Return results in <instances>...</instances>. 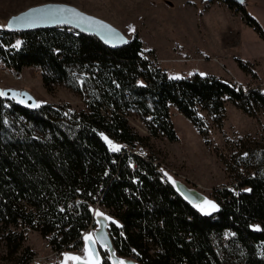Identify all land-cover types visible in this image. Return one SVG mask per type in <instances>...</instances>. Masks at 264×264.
Instances as JSON below:
<instances>
[{
    "label": "trees",
    "instance_id": "trees-1",
    "mask_svg": "<svg viewBox=\"0 0 264 264\" xmlns=\"http://www.w3.org/2000/svg\"><path fill=\"white\" fill-rule=\"evenodd\" d=\"M222 2L261 36L241 4ZM140 52L136 36L108 49L66 27L0 30L4 69L38 68L45 91L63 86L84 107L76 112L42 104L28 111L0 97V227L7 230V253L21 249L19 264L33 256L22 249V234L8 230L19 225L48 237L55 250H77L97 203L111 218L107 232L115 254L134 264H264V145L248 137L233 143L229 160L235 166L224 164L238 186L215 190L218 210L205 215L160 176L145 144L158 137L176 141L170 108L199 129L197 111L219 123L225 102L248 116L264 114V94L209 75L170 78ZM130 115L147 136L128 125ZM199 134L204 138V131ZM102 135L119 150H111ZM234 167L246 175H234ZM100 255V264H110L106 251Z\"/></svg>",
    "mask_w": 264,
    "mask_h": 264
},
{
    "label": "rangeland",
    "instance_id": "rangeland-1",
    "mask_svg": "<svg viewBox=\"0 0 264 264\" xmlns=\"http://www.w3.org/2000/svg\"><path fill=\"white\" fill-rule=\"evenodd\" d=\"M67 1L70 4H62L73 6L93 17H104L101 20L119 30L128 40L136 36L141 40L140 43L142 42L140 56L153 62L170 78L188 77L193 74L209 75L241 89L257 88L264 94V0H244L242 3L246 13L258 23L261 36L247 27L241 21L240 14L229 10L222 0H213L204 5L207 8L211 3H215L219 8L226 6L229 16L233 18L232 22L226 21L223 14L215 8L204 17L200 15L203 9L201 0H188L190 6L192 2L196 16H193L192 10H187V5H183L185 0H155L158 2L153 4L146 0ZM162 2L164 4H160ZM43 3L45 2L41 0H0V30L4 29L2 26L5 27L9 9H12L10 14H14ZM155 6L162 8L156 9ZM226 27H231L228 32L224 31ZM233 27L236 29L232 31ZM237 61L245 65V71L238 68ZM4 87L30 92L39 106L66 105L76 112L84 108L82 99L63 86H53L50 92L45 91L40 75L28 68L22 69L15 76L0 70V88ZM169 114L176 141L169 142L164 137L150 138L145 143L150 152L147 149L145 151L153 157L161 177L171 184L181 183L201 194L204 202L196 207L203 214L201 209L210 213L212 210L205 201L216 205L213 196L215 190L234 189L238 186L224 164L230 161V165L235 166V163L229 160L230 155L235 153L233 143L248 137L264 145V114L257 110L248 116L229 102H225L219 123L205 112L197 111L201 125L199 129L175 109L170 108ZM127 121L138 135L147 136L137 116H127ZM199 130L204 131V138L199 134ZM102 139L112 150L107 142L111 140L107 138L106 141L103 135ZM111 142L119 147V144ZM134 151L136 149H131V153ZM233 169L234 175H246L241 168ZM97 212L108 217V221L111 219L105 209L92 205V214L97 215ZM96 227L97 225H94L91 229H86L87 234H92ZM250 227L256 229L259 225L253 223ZM8 230L22 234L21 247L33 254L31 259L35 260L34 264H64L66 256L83 252L82 247L75 251L60 247L56 250L51 248L50 251L46 242L48 237L44 239L38 232L20 225ZM6 231L0 227V264H19L21 249L15 254L7 253L10 248L5 246L3 240ZM101 251L105 250L99 249V255Z\"/></svg>",
    "mask_w": 264,
    "mask_h": 264
},
{
    "label": "water",
    "instance_id": "water-1",
    "mask_svg": "<svg viewBox=\"0 0 264 264\" xmlns=\"http://www.w3.org/2000/svg\"><path fill=\"white\" fill-rule=\"evenodd\" d=\"M211 1L213 0H203L205 3ZM228 1L235 4L243 3V0ZM25 14H29L27 19H17L24 17ZM56 27H66L81 34L92 36L108 49H118L126 44L125 41H128L119 30L109 23L88 15L73 6L62 3H43L28 7L15 15L9 16L5 22L4 29L20 33ZM0 93H2L0 95L2 99L12 101L28 111H35L39 107L34 96L26 90L4 87L0 88ZM173 188L191 206H198L204 202V197L201 194L188 189L181 183L175 182ZM104 217L103 215H95L94 218L97 227L92 234H87L94 241V243L89 241L88 244L90 254H95L100 259L99 249H103L108 253L110 264H121L120 262H123V264H134L130 260H122L115 254L107 232L108 219L106 220ZM84 245L86 246L85 236L81 241L82 251ZM81 256H84V254ZM70 264H72L71 261Z\"/></svg>",
    "mask_w": 264,
    "mask_h": 264
},
{
    "label": "crops",
    "instance_id": "crops-1",
    "mask_svg": "<svg viewBox=\"0 0 264 264\" xmlns=\"http://www.w3.org/2000/svg\"><path fill=\"white\" fill-rule=\"evenodd\" d=\"M31 2H36V0H30ZM41 1H43V2H45V3H69V1H67V0H41ZM170 1V0H169ZM244 1V0H243ZM146 2H150V3H157L158 1H155V0H146ZM201 3L203 4V9L200 11V12H202L200 15H202L203 17L204 16H206V15H208L209 14V12H210V10H212L213 8H215L219 13H221V14H223V17H224V19L226 20V21H230V22H232L231 20L233 19L231 16H229V10L226 8V6L225 7H222V8H219L217 5H215V3H211V4H209L208 5V8L207 7H205V2H203V0H201ZM70 4V3H69ZM160 4H164L163 2L162 3H160ZM183 5L184 6H186L187 5V10H192L193 12V16H196V11H194L193 10V8H192V2H191V6H190V2L188 1V0H185L184 2H183ZM242 5V4H241ZM155 8L156 9H159V8H162V7H157V6H155ZM10 10H12V9H9V11H7V13L9 12V14L7 15L8 17H9V15L11 16V15H14V14H16V13H18V12H16V13H14V14H10ZM79 10V9H78ZM199 13V12H198ZM199 15V14H198ZM227 16V17H226ZM234 16H236V15H234ZM200 17L201 16H199V19H200ZM96 18H98V19H103L104 17H101V16H99V17H97L96 16ZM241 22V21H240ZM196 24V23H195ZM258 24V23H257ZM112 26V25H111ZM1 28H4V26H2ZM230 28L231 27H226L225 28V30L224 31H226V32H228L229 30H230ZM194 29H195V26H194ZM196 29L198 30L199 28L196 26ZM234 29H236V27H233L231 30L233 31ZM251 30V29H250ZM264 32V31H263ZM134 35H137V34H134ZM141 41V40H140ZM141 47H142V42H141ZM142 49V48H141ZM4 68H3V66L1 65V63H0V70L2 71Z\"/></svg>",
    "mask_w": 264,
    "mask_h": 264
},
{
    "label": "snow or ice",
    "instance_id": "snow-or-ice-1",
    "mask_svg": "<svg viewBox=\"0 0 264 264\" xmlns=\"http://www.w3.org/2000/svg\"><path fill=\"white\" fill-rule=\"evenodd\" d=\"M28 15L29 14H25L24 17H20V18H17V19H27L28 18ZM127 41H125L126 43ZM0 95H2V93H0ZM106 141H107V138L105 137ZM110 145V147L112 148L113 151H118L119 149L112 144L111 141H107ZM169 179H171L169 177ZM205 204L212 210V211H216L218 210L216 205L210 201H205ZM202 212H204L205 215H208L210 214L209 212H206L204 211V209H201ZM97 216H101L102 214L97 212L96 213ZM104 219H109L108 217H104ZM113 223H115V221H113ZM257 231H259V228L255 229ZM89 241H92L94 243V241L92 240V237L89 235V236H85V242H86V248H85V253H86V257L85 258H81L79 256H66L65 257V262L64 264H68L69 261L72 262V264H100V261L99 259L95 256V254H91L89 255V252H90V248L88 246L89 244ZM121 264H123V262H121Z\"/></svg>",
    "mask_w": 264,
    "mask_h": 264
},
{
    "label": "built area",
    "instance_id": "built-area-1",
    "mask_svg": "<svg viewBox=\"0 0 264 264\" xmlns=\"http://www.w3.org/2000/svg\"><path fill=\"white\" fill-rule=\"evenodd\" d=\"M28 69L34 70V71L37 73V75H40V74H41V71H40L38 68H28ZM3 71H6V72L12 74V76H15L16 74H18V73H15V72H13V71H7L6 69H3ZM126 150H127V152L131 153L130 148H127V147H126ZM172 186H173V184H172ZM94 205H97V203H95ZM97 206H98V205H97ZM67 207H70V205L68 204ZM91 211H92V206H91ZM94 217H95V215L92 214V219H91V221L87 224L86 229H91L94 225H96V222H95V218H94ZM86 229L84 230V232H83L82 235H81V240H82V238H83L84 236L87 235V231H86ZM56 238H57V241H58V242L61 240V236H60L59 234L56 235ZM48 247H49V249H50V251H51V247H50V246H48ZM79 248H81V246H80ZM47 250H48V249H47ZM58 258H59V257H58ZM56 259H57V258H56ZM122 260H126V259H122ZM34 262H35V260L30 259L26 264H34ZM120 263H121V262H120Z\"/></svg>",
    "mask_w": 264,
    "mask_h": 264
},
{
    "label": "bare ground",
    "instance_id": "bare-ground-1",
    "mask_svg": "<svg viewBox=\"0 0 264 264\" xmlns=\"http://www.w3.org/2000/svg\"><path fill=\"white\" fill-rule=\"evenodd\" d=\"M86 236H87V235H86ZM85 248H86V246L84 245L83 252H82L81 254H76V255H74V256H79V257H81V258H85V257H86ZM82 254H84V256H81ZM89 255H91L90 252H89ZM99 260H100V259H99Z\"/></svg>",
    "mask_w": 264,
    "mask_h": 264
}]
</instances>
